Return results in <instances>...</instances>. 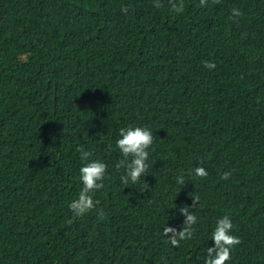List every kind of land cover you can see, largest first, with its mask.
I'll return each mask as SVG.
<instances>
[{
    "label": "trees",
    "instance_id": "16d2710c",
    "mask_svg": "<svg viewBox=\"0 0 264 264\" xmlns=\"http://www.w3.org/2000/svg\"><path fill=\"white\" fill-rule=\"evenodd\" d=\"M155 2L0 0V264H205L225 215L242 241L228 264H264V0ZM130 126L155 150L124 185ZM78 147L107 165L102 218L69 208ZM193 196L194 236L174 248L163 228Z\"/></svg>",
    "mask_w": 264,
    "mask_h": 264
},
{
    "label": "clouds",
    "instance_id": "9594fccd",
    "mask_svg": "<svg viewBox=\"0 0 264 264\" xmlns=\"http://www.w3.org/2000/svg\"><path fill=\"white\" fill-rule=\"evenodd\" d=\"M213 3H219L220 0H212ZM171 11L182 14L184 11V0H168ZM156 8H161L163 5L160 0H156ZM199 7L204 8L208 6V0H199ZM121 12L127 13L128 8L122 7ZM239 9H232V17L241 16ZM204 66L209 70L216 68L214 63L205 61ZM119 139L116 141V148L122 155V159L117 163V169L124 168L125 174L121 176V183L124 185L136 184L140 182L141 177H145L149 172V158L150 152L154 151L153 144L155 142L154 134L146 127H127L119 130ZM80 158L87 163L79 169L80 180L82 188L79 192L78 198L73 200L69 208L73 213L74 218H82L86 214L96 211L101 218L104 213L102 209L98 208L99 201L94 200V194L102 190L106 173L108 171L107 165L100 160H90L91 153L86 151L83 147H78ZM194 175L199 179H206L208 172L203 167H196ZM231 173H225L222 179L227 180ZM177 184L183 186L186 182L183 176L177 177ZM148 189L145 183V190ZM193 203L191 208L184 205L179 208L181 215L185 217L183 227L177 230L174 227L165 226L163 228V235L167 238V242L174 248L180 246L181 241L191 240L194 236V225L197 224V217L193 213L194 209L200 202L199 196L192 197ZM71 223V221H70ZM233 223L231 218L227 215L223 216L216 222V227L212 233L211 240L214 242L213 247L207 248L205 264H228L231 260L232 251L242 243L240 238L232 234Z\"/></svg>",
    "mask_w": 264,
    "mask_h": 264
}]
</instances>
